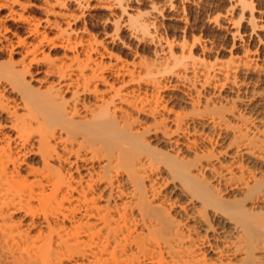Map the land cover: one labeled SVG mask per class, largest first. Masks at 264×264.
I'll return each instance as SVG.
<instances>
[{
    "label": "bare ground",
    "instance_id": "6f19581e",
    "mask_svg": "<svg viewBox=\"0 0 264 264\" xmlns=\"http://www.w3.org/2000/svg\"><path fill=\"white\" fill-rule=\"evenodd\" d=\"M95 1L0 0V264H264L260 102L253 118L210 104L264 58V11L230 0L187 46ZM89 8H120L122 24L107 16L97 39Z\"/></svg>",
    "mask_w": 264,
    "mask_h": 264
},
{
    "label": "rangeland",
    "instance_id": "374dc122",
    "mask_svg": "<svg viewBox=\"0 0 264 264\" xmlns=\"http://www.w3.org/2000/svg\"><path fill=\"white\" fill-rule=\"evenodd\" d=\"M89 3H91V5H93L94 7L97 6L95 0H87ZM110 1V0H108ZM114 1H119L121 2V11L124 9V15H126L128 17V20H129V16H130V23L131 26L134 22V24L137 25V22L138 25H139V29L141 24L143 23H146V25H144V27H148V25H153L150 27V28H145V30L149 29V31L151 32V36L153 35L156 36L154 38H156L157 40H161V42H165V41H170V42H181L183 43V41L185 42V44L188 46V42H191L190 39H192V35L194 36V38H197L198 37H201V39L204 37V35L200 34V23H201V18H204L205 15H210L209 13H214L216 15V13L218 14H222L225 12L226 9L228 8H225L229 6V1L230 0H188V2L185 1V4L181 5V3L179 2V0H114ZM226 1V2H225ZM128 2V3H127ZM179 2V3H178ZM244 2V0H243ZM248 2V3H246ZM123 3V4H122ZM187 3V4H186ZM193 5H192V4ZM196 3V4H195ZM226 3L228 4V6L226 5ZM250 3V4H249ZM96 4V5H95ZM179 4V6L177 5ZM245 4V6H248V7H245L246 11L249 9V10H253L254 9V14L253 16L254 17H257V13L258 11L262 12L264 11V0H245V2L243 3ZM247 4V5H246ZM90 5V4H89ZM90 7H93L91 6ZM177 5V6H176ZM191 5V6H190ZM251 5V6H250ZM130 6V7H129ZM175 8H174V7ZM152 7V8H151ZM183 7V8H182ZM186 7V8H185ZM155 8V9H154ZM182 8V9H181ZM195 8V9H194ZM252 8V9H251ZM94 9V10H93ZM98 9V8H96ZM95 8H89V10L87 11L86 9V13L84 14V22L88 25L87 26V29H88V32L93 35L94 37H96L98 39V35H99V31H98V34H97V30L98 28L100 29V25H102L104 19L107 18V16L109 17V19H114L116 18V20L114 21H119L118 22V25L122 24L121 22V17H120V13L118 12L120 10L118 9H112L113 11L110 12L113 14H110L109 11H104V10H96ZM189 9V10H188ZM210 9V10H209ZM214 9V11H213ZM216 9V10H215ZM225 9V10H224ZM260 9V10H259ZM92 12H91V11ZM156 10V11H155ZM192 10V11H191ZM212 10V11H211ZM220 12H218V11ZM150 11V12H149ZM153 11V12H152ZM215 11H217L215 13ZM90 15H89V13ZM155 12V13H154ZM157 12V13H156ZM184 12V13H183ZM248 12V11H247ZM109 15H108V14ZM206 13V14H205ZM89 16H88V15ZM147 14V15H146ZM264 14V13H263ZM256 15V16H255ZM112 16V17H111ZM204 16V17H203ZM95 17V18H93ZM182 19L180 20L181 22L178 21L179 18ZM154 18V19H153ZM175 18V19H174ZM89 19V20H88ZM123 19L125 20V17H122V21ZM132 19V20H131ZM142 19V20H141ZM185 19V20H184ZM235 19V18H234ZM237 19V18H236ZM86 20V21H85ZM98 20V21H96ZM134 20V21H133ZM146 20V22H144ZM149 20V21H147ZM238 20V19H237ZM236 20V21H237ZM255 20V19H254ZM253 22L258 24L259 21L255 20ZM132 21V22H131ZM186 21V22H185ZM93 22V23H92ZM98 22V23H97ZM116 22V23H117ZM129 22V21H128ZM115 23V22H114ZM141 23V24H140ZM148 23V24H147ZM260 23V22H259ZM81 24H82V21H81ZM129 24H127L129 26ZM188 24V25H187ZM113 25V24H112ZM109 25L106 27V30L107 31H110L113 29V27H115V25ZM136 25H134L133 27H135ZM186 25V27L184 26ZM259 25V24H258ZM264 25V23H263ZM94 26V27H93ZM184 26V27H182ZM90 27V28H89ZM130 27V26H129ZM127 27L128 29H131V27L129 28ZM142 27V26H141ZM136 28H138L136 26ZM156 28V29H155ZM110 29V30H109ZM134 29V28H133ZM184 29V30H182ZM119 32H117L119 35L118 37L120 38L121 41L123 42H126V33H125V30H123L122 28H118ZM117 30V31H118ZM142 30V29H141ZM148 33V36L150 34L149 31H147ZM181 30V31H180ZM187 31V32H186ZM181 32V33H180ZM155 33V34H154ZM185 36H183L182 35ZM190 33V34H188ZM144 35L147 36V35ZM181 37H180V35ZM159 35V36H158ZM201 35V36H199ZM261 35V33H260ZM183 36V37H182ZM191 36V37H190ZM203 36V37H202ZM125 37V38H124ZM161 38V39H160ZM184 38V39H182ZM190 38V39H189ZM210 38H208L209 40ZM187 41V43H186ZM210 41V40H209ZM212 42H215L214 43V47H215V50L214 47L212 49L213 53L215 54V52L218 50V52L220 53V56H219V53H217V57L219 61L221 62H225L226 60H228V54L227 53H224L223 51H219V49H223L224 47L226 48L227 45L224 44L223 42L221 41H214L211 39ZM220 42V43H219ZM223 43V44H221ZM219 46H217V45ZM221 44V45H220ZM224 45V46H223ZM189 46H191V43H189ZM220 47V48H219ZM134 48V49H133ZM141 48V49H140ZM223 49V50H227V49ZM130 49L134 52L133 55H136L135 58L136 60H138L139 58L140 59H145L146 61L148 62H160V54L157 56H155V54L153 55V53L151 52L152 50L147 48V47H143V46H140L138 48H135L133 46L130 45ZM217 49V50H216ZM116 51V52H115ZM215 51V52H214ZM115 53L116 55H118L119 57H121V59H124V60H127L129 61L130 58L129 56L127 57V55L125 54L124 51H118V49H113L112 50V53ZM173 52H175V50H173ZM194 52H197V50H192V53ZM223 54H222V53ZM136 53V54H134ZM199 53V52H198ZM213 54V55H214ZM198 55V54H197ZM223 55V56H221ZM225 55V56H224ZM154 57V58H153ZM156 57V58H155ZM196 57V56H195ZM199 59H200V55L198 56ZM162 58V57H161ZM207 58L205 57V60ZM259 59V60H258ZM257 60L254 61V63L252 64L253 65V68H251L249 71H243V69L239 70V71H236L234 73V75H232L233 77L231 79L234 78V81L236 82V87L229 85L228 88L232 89V91H230L228 88H225L223 90V92H221V96L217 97H213L210 101L212 104V102L214 101L215 105L216 106H219L221 105L222 107H224L226 105V107L228 108V106L230 105H234L236 108L237 111H239L240 115H242L243 117H251V115L253 114V112H250V110L248 108H252L253 109H256V106H250L248 107V105H250L252 102H260V103H256L257 105V108H261V109H258L259 113L261 114V117L264 118V104H262L261 101H263L264 103V58H258ZM263 59V60H262ZM162 61V60H161ZM207 61V60H206ZM254 70V71H253ZM262 73V74H261ZM172 81V79H171ZM254 84V85H253ZM201 84H198L196 85V89L198 90L199 88H201L200 86ZM199 87V88H198ZM206 90L204 91L203 93V90ZM202 88L200 91L201 92V97H207V95H205L206 93L205 92H211V88L210 89H206V88ZM237 89V90H236ZM181 90V89H180ZM200 90V89H199ZM229 90V91H228ZM240 90V91H239ZM231 92V93H230ZM233 92V93H232ZM237 92V93H236ZM254 92V93H253ZM203 94V96H202ZM257 94V95H256ZM260 94V95H259ZM162 96H171L173 97L172 100L174 99V101H171L169 100L172 104H170V106L172 107V109H174L175 111H178L179 113H184L186 115L188 114H192L193 113V108H191V104H189V102L185 99V97L180 93V91H176V92H162L161 93ZM253 95V96H252ZM259 95V97H257ZM167 96V97H168ZM252 96V97H251ZM256 96V97H254ZM203 97V98H204ZM211 97V96H209ZM249 97V98H248ZM251 97V98H250ZM253 98V100H252ZM262 98V99H260ZM167 99V98H166ZM182 99V100H181ZM249 100V104H248V100ZM185 100V101H184ZM202 100V99H201ZM257 100V101H256ZM261 100V101H260ZM204 101V100H202ZM246 102V103H245ZM220 103V104H219ZM224 105V106H223ZM228 105V106H227ZM244 105V106H243ZM245 105H247L245 107ZM261 105V106H260ZM230 106V107H232ZM260 106V107H258ZM225 108V107H224ZM250 108V109H251ZM262 110V111H261ZM261 111V112H260ZM263 112V113H262ZM251 113V114H250ZM255 117V116H254ZM253 118V116L251 117ZM259 118V117H258ZM256 119V121H259L261 122L262 124H264V119L262 118L263 121L259 120V119Z\"/></svg>",
    "mask_w": 264,
    "mask_h": 264
}]
</instances>
